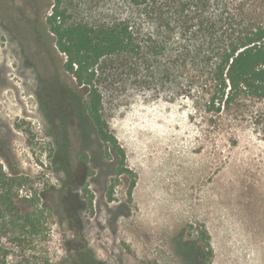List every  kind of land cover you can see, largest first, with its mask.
I'll use <instances>...</instances> for the list:
<instances>
[{
    "label": "rangeland",
    "instance_id": "obj_1",
    "mask_svg": "<svg viewBox=\"0 0 264 264\" xmlns=\"http://www.w3.org/2000/svg\"><path fill=\"white\" fill-rule=\"evenodd\" d=\"M52 1L0 0V162L50 208L47 264H264V116L219 131L193 73H100L108 154L78 127Z\"/></svg>",
    "mask_w": 264,
    "mask_h": 264
},
{
    "label": "trees",
    "instance_id": "obj_2",
    "mask_svg": "<svg viewBox=\"0 0 264 264\" xmlns=\"http://www.w3.org/2000/svg\"><path fill=\"white\" fill-rule=\"evenodd\" d=\"M45 24L74 82L84 138L95 134L121 160L101 116L100 73L103 81L125 72L150 80L193 73L219 131L264 116L254 108L264 102V0H53ZM41 198L34 180L0 162V264L48 263L51 216ZM189 250L203 256L204 247Z\"/></svg>",
    "mask_w": 264,
    "mask_h": 264
}]
</instances>
